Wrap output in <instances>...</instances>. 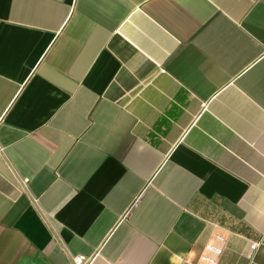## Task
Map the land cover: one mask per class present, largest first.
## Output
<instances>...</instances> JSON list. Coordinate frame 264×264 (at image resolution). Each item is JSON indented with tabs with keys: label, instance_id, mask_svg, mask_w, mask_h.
<instances>
[{
	"label": "crops",
	"instance_id": "1",
	"mask_svg": "<svg viewBox=\"0 0 264 264\" xmlns=\"http://www.w3.org/2000/svg\"><path fill=\"white\" fill-rule=\"evenodd\" d=\"M79 254L264 264V0H0V264Z\"/></svg>",
	"mask_w": 264,
	"mask_h": 264
},
{
	"label": "built area",
	"instance_id": "2",
	"mask_svg": "<svg viewBox=\"0 0 264 264\" xmlns=\"http://www.w3.org/2000/svg\"><path fill=\"white\" fill-rule=\"evenodd\" d=\"M257 245L258 244H254L253 245V249H256ZM73 261H74L75 264H90V262H91L90 259L87 256L81 255V254L74 255L73 256Z\"/></svg>",
	"mask_w": 264,
	"mask_h": 264
}]
</instances>
